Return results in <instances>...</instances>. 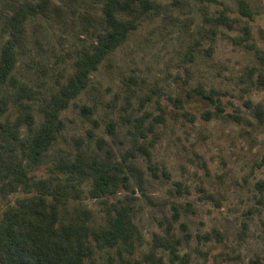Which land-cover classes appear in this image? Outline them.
<instances>
[{"label": "rangeland", "instance_id": "obj_1", "mask_svg": "<svg viewBox=\"0 0 264 264\" xmlns=\"http://www.w3.org/2000/svg\"><path fill=\"white\" fill-rule=\"evenodd\" d=\"M101 1L53 0L47 14L27 18L11 77L0 85V133L18 117L20 99L33 104L35 126L44 124L49 102L105 29ZM150 1L156 7L61 112L64 129L33 173H57L58 160L79 147L89 156H136L142 179L132 176L130 189L110 197L136 198V250L122 257L119 246L96 249L98 263L113 256L117 264H155L145 259L154 252L163 264H264V112L255 109L264 107V0ZM10 14L0 2V54ZM22 85L29 91L20 93ZM200 87L222 93L224 110L189 94ZM135 142L149 145L155 168ZM90 187L84 181L68 207L89 210V225L105 227L103 198ZM26 196L0 191V217Z\"/></svg>", "mask_w": 264, "mask_h": 264}, {"label": "trees", "instance_id": "obj_2", "mask_svg": "<svg viewBox=\"0 0 264 264\" xmlns=\"http://www.w3.org/2000/svg\"><path fill=\"white\" fill-rule=\"evenodd\" d=\"M76 1V0H71ZM213 1V0H210ZM11 12L5 21V30L10 37L4 42L0 54V85L7 82L15 67L16 47L23 38L24 24L31 14H47L53 0L37 3L17 0H0ZM105 29L98 35L93 51L84 52L76 62V72L61 91L52 98L45 110V122L36 127L33 104L20 99V113L14 122L1 124L0 137V191L4 195L23 191L29 196L19 198L0 217V262L2 264H117L110 256L106 262L98 263L92 257L96 249L120 247V253H134L139 234L134 222L135 197L126 195L110 201L121 187L131 188V177L142 179V171L130 161L133 155L116 159L110 155L89 156L84 147H79L74 158L61 157L55 167L57 173L38 177L34 172L44 155L58 141L64 121L61 112L84 90L91 74L99 64L117 47L122 45L138 22L147 14V9L156 7L150 0H102ZM242 3V12H250ZM29 91L20 86L19 92ZM22 94V95H23ZM190 95L199 94L223 111L221 94L217 90L194 89ZM182 102V101H181ZM6 104V102H3ZM259 114L264 107H255ZM26 127L27 133H23ZM142 128L141 124L137 129ZM113 132V130H111ZM102 143L105 141L103 139ZM98 140V141H99ZM143 147L151 168L152 153L149 145L135 142ZM130 154H133L131 152ZM91 180L89 193L94 198H103L107 224L92 228L88 221L89 210L69 208L72 198H79L84 181ZM156 243L171 247V253L178 257L177 250L168 238L156 235ZM177 242V240H176ZM147 261L163 264V256L149 252Z\"/></svg>", "mask_w": 264, "mask_h": 264}]
</instances>
